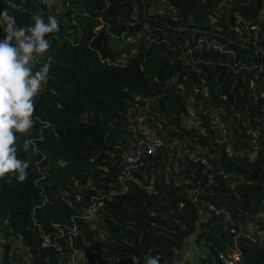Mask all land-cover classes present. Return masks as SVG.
I'll return each mask as SVG.
<instances>
[{"label":"trees","instance_id":"16d2710c","mask_svg":"<svg viewBox=\"0 0 264 264\" xmlns=\"http://www.w3.org/2000/svg\"><path fill=\"white\" fill-rule=\"evenodd\" d=\"M49 1L0 0L19 27L41 11L60 24L35 98L38 151L18 153L31 160L28 177L0 179V264H63L71 249L98 250L108 264H215L229 245L227 216L241 227L238 264H264V0ZM190 105L198 128L183 125ZM136 115L176 146L119 181L124 154L146 136ZM211 119L232 124L241 154L225 150ZM92 204V218H77ZM72 223L69 245L55 225ZM188 245L200 251L193 259L182 255Z\"/></svg>","mask_w":264,"mask_h":264},{"label":"clouds","instance_id":"9594fccd","mask_svg":"<svg viewBox=\"0 0 264 264\" xmlns=\"http://www.w3.org/2000/svg\"><path fill=\"white\" fill-rule=\"evenodd\" d=\"M31 19V25L19 27L7 10L0 13V29L4 32L0 38V179L8 183L13 179L23 182L28 177L31 160L21 159L18 153H28L30 148L33 153L38 151L30 138L39 119L34 116L35 98L50 79L53 59L48 37L60 28L54 14L45 19L41 11ZM159 259L150 257L146 264H159Z\"/></svg>","mask_w":264,"mask_h":264},{"label":"built area","instance_id":"2783aa9c","mask_svg":"<svg viewBox=\"0 0 264 264\" xmlns=\"http://www.w3.org/2000/svg\"><path fill=\"white\" fill-rule=\"evenodd\" d=\"M205 47L210 48L214 51H224L225 46L221 42L217 41H209L205 42ZM176 144L174 142H166V140L160 138L159 136H145L143 138L137 139L135 142L131 143L129 149L124 154L122 158L123 170H120V176L118 177L119 181H122L125 177L130 179V172L137 170L136 168L141 165V159L144 156L152 155L156 149L160 147H166L167 149L175 148ZM44 157L42 156L41 159ZM203 164L204 168H209L208 165L200 160ZM132 180V179H130ZM96 209V204L90 205L80 216H77L79 219H90L93 217ZM220 211H214V214H219ZM226 220L229 222L230 227L228 232L230 234L229 245L224 251H220L217 254V261L215 264H238L240 261L241 250L239 246V239L242 236L241 227L234 226L232 221L226 217ZM59 235L58 237H62L66 235V243L71 245L73 238H76L79 235L78 226L75 223H72L71 226H57ZM258 236H263V232L259 231L255 233ZM47 244V240H45L43 245ZM82 258L81 251L76 249H71L68 257L63 262V264H80Z\"/></svg>","mask_w":264,"mask_h":264},{"label":"rangeland","instance_id":"374dc122","mask_svg":"<svg viewBox=\"0 0 264 264\" xmlns=\"http://www.w3.org/2000/svg\"><path fill=\"white\" fill-rule=\"evenodd\" d=\"M49 2H51L50 4H53V5L57 3V2L55 3V0L54 1L50 0ZM153 10L155 13H158V14L164 13V7H162V6H156V7H154ZM202 92H203V90H202ZM202 96L203 97L205 96L204 92L202 93ZM190 101L194 102L193 99H191ZM196 107L197 108L192 107V106L188 107L187 111L189 112V115H188V117H185V119L183 121L184 126H193L195 128H198L199 119L194 114V110L192 108H195L196 110H200V104H197ZM147 110H150V108H147ZM145 120L146 119L143 116L138 117V115H136V118L134 119V121L136 122L135 126H136L138 132L140 134L142 133L143 135H146V136H150V135L155 134L156 130H152V131L148 130L147 131L146 126L142 125V123H144ZM209 124H210L212 130L215 132V137L217 138V140L221 143H224L225 150L227 152L234 154V155L241 154V152H239V154H238V152H234V153L232 152L234 144L236 143V141L232 137L233 134H232V130L230 128L232 126V124L220 123L216 119H211L209 121ZM243 126L246 127V125H243ZM247 129H248V127H247ZM238 131L242 132L240 130H238ZM255 135L256 134L254 132H252L250 129H248V131L245 132V135H243V138H245L246 136H251L250 141H253L255 139ZM168 163H171V165L174 166V163L172 161L168 162ZM4 243H5V241L0 236V252L2 251V246ZM13 246L16 247V244H14ZM198 252H200L198 247H196L194 245H188L185 247L182 255L185 257V254H187V258L193 259L195 254ZM95 261H98L99 263H102V264H108L109 263V260L106 258H103L98 250L93 251L90 255L85 254V253L82 254L81 264H95Z\"/></svg>","mask_w":264,"mask_h":264}]
</instances>
